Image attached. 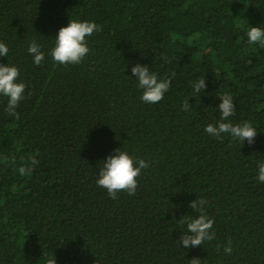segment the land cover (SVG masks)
Masks as SVG:
<instances>
[{
    "label": "trees",
    "instance_id": "1",
    "mask_svg": "<svg viewBox=\"0 0 264 264\" xmlns=\"http://www.w3.org/2000/svg\"><path fill=\"white\" fill-rule=\"evenodd\" d=\"M70 20L102 30L82 62L57 64L50 50ZM252 26L264 29V0H0V63L26 84L19 118L0 95V264H264V46L248 42ZM136 64L175 72L160 102L142 101ZM224 95L254 143L205 131ZM118 148L149 167L135 195L112 199L97 179ZM200 198L215 239L184 248L180 219L199 215Z\"/></svg>",
    "mask_w": 264,
    "mask_h": 264
},
{
    "label": "clouds",
    "instance_id": "2",
    "mask_svg": "<svg viewBox=\"0 0 264 264\" xmlns=\"http://www.w3.org/2000/svg\"><path fill=\"white\" fill-rule=\"evenodd\" d=\"M101 26L95 22L70 20L67 26L59 29L58 35L55 37V46L50 50L52 59L57 64H79L84 57L89 53L90 49L87 44V37L92 36L95 32L101 31ZM248 42L264 46V29L258 26H252L247 32ZM41 45L35 40L28 47V52L34 58V64L40 65L45 53L41 50ZM8 46L0 41V57H8ZM19 69L8 63H0V95L8 98L6 112L9 115L19 118V113L16 111L21 100L25 98L24 93L26 84L18 82ZM132 75L136 77L138 86L143 89L142 101L150 104L160 102L165 93L171 88L172 79L175 77V72L170 77L158 79L157 74L150 71L147 65L136 64L132 67ZM207 87L205 78H200L193 82V96L198 99V94ZM221 98V103L218 108L221 112V120L217 125L208 124L205 131L212 137L223 140L224 134H230L233 139H238L240 142L248 141L249 144L254 143L257 131L249 122L243 124H233L229 117L233 116L236 111V105L229 95H224ZM199 100V99H198ZM192 106L188 100H185L182 105L183 111H188ZM115 155H109L103 160V165L99 170V178L97 185L107 190L109 197L117 198V193L127 192L129 195H135L138 187L137 178L141 175V170L148 168L149 163L143 159L137 162L127 152L121 151L120 148L115 150ZM33 163H36L33 160ZM23 175L26 169H19ZM259 182L264 183V162L258 165ZM207 200L200 198L190 202V207L199 213L195 218L183 216L180 219L181 224H187V232H185L178 240V243L184 248L196 247L204 244L205 241L215 239V233L212 230L214 219L209 218L206 213L205 205ZM231 241L224 246V251L228 254L232 252ZM48 264H56V258L50 259ZM190 264H200L199 258L190 260Z\"/></svg>",
    "mask_w": 264,
    "mask_h": 264
}]
</instances>
